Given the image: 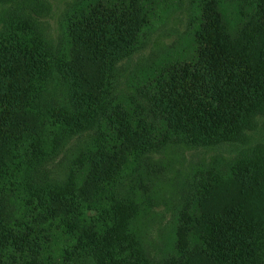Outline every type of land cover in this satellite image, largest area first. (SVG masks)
I'll return each instance as SVG.
<instances>
[{
	"label": "trees",
	"instance_id": "trees-1",
	"mask_svg": "<svg viewBox=\"0 0 264 264\" xmlns=\"http://www.w3.org/2000/svg\"><path fill=\"white\" fill-rule=\"evenodd\" d=\"M192 1L185 59L123 82L154 30L152 0H88L61 47L42 24L48 0H0V264H264V154L214 180L176 148L244 145L259 126L264 0H243L234 31L218 0ZM169 181L190 198L152 239L168 250L153 259Z\"/></svg>",
	"mask_w": 264,
	"mask_h": 264
},
{
	"label": "rangeland",
	"instance_id": "rangeland-1",
	"mask_svg": "<svg viewBox=\"0 0 264 264\" xmlns=\"http://www.w3.org/2000/svg\"><path fill=\"white\" fill-rule=\"evenodd\" d=\"M51 5V13L49 16L44 17L42 20L44 23V29L47 33V37L57 46L61 47L64 44V31L67 26L70 16L73 15L74 10L78 11L76 8H80L82 5L86 4L88 0H48ZM192 0H185L181 2L180 0H152V6L150 15L151 24L153 26L152 31L147 36L145 40V46L122 64L125 70L121 69L120 72H125L124 78H121L123 82L127 80L138 81V77L141 71L151 70L156 66L160 65L162 62H170L174 60H183L185 55L189 52V36L193 30L194 23V7L191 5ZM220 8L226 17V23L229 31H234L237 17L239 14V6L245 4L243 0H218ZM21 2L19 3V5ZM14 4H8L6 9L11 8ZM245 6V5H244ZM4 6L0 5V13H2ZM14 8V7H13ZM18 9V6H15ZM48 9V8H47ZM45 9V12L46 10ZM156 11V13H155ZM5 21L0 20V32L5 31L6 25ZM143 72V71H142ZM144 73V72H143ZM132 77V78H131ZM127 93H133L134 91L127 90ZM259 126H257L252 131H247V139L244 145H237L233 143H225L220 147H208V148H194V146H176V148L181 153L180 158H192V160L198 162L197 169L205 163H210L212 165L213 173L206 174L205 178H214L218 180L221 176L224 180H228L231 173V166L236 164L238 161H245L251 157L254 153L264 154V115H259ZM88 135L83 139L81 145L76 142L71 143L60 163H68L71 159L78 156L80 151L88 147L90 140H88ZM170 149H166V153L170 154ZM75 157V158H76ZM59 163V161H58ZM61 164L51 168V171H57ZM200 169V168H199ZM169 175V173H167ZM166 183V182H165ZM164 185V184H163ZM173 182L169 181L166 191L163 193V201L161 204L156 206L155 210L160 213L162 229L158 233L157 226L160 224L158 222L157 226L152 227V236L148 238V244L144 249L147 255L157 259L162 255L161 251H168L167 249H159L158 245L152 239H166L168 236L163 234L166 231L164 225L171 220V211L177 210L181 203L184 201L185 197L190 198V191L186 193L179 192L172 193ZM169 190V192H168ZM164 194V195H163ZM166 200L167 203L164 201ZM161 233L163 236H161ZM161 245V244H160ZM162 246V245H161ZM158 256V257H157Z\"/></svg>",
	"mask_w": 264,
	"mask_h": 264
}]
</instances>
